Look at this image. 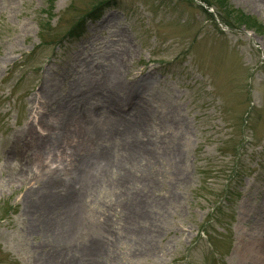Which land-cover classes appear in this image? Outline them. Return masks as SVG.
I'll return each mask as SVG.
<instances>
[{
	"label": "rangeland",
	"instance_id": "rangeland-1",
	"mask_svg": "<svg viewBox=\"0 0 264 264\" xmlns=\"http://www.w3.org/2000/svg\"><path fill=\"white\" fill-rule=\"evenodd\" d=\"M105 151L132 175L106 167L121 190L83 201L106 236L38 229L59 218L47 179L77 189ZM81 244L107 264H264V0H0V264H78Z\"/></svg>",
	"mask_w": 264,
	"mask_h": 264
},
{
	"label": "bare ground",
	"instance_id": "bare-ground-1",
	"mask_svg": "<svg viewBox=\"0 0 264 264\" xmlns=\"http://www.w3.org/2000/svg\"><path fill=\"white\" fill-rule=\"evenodd\" d=\"M118 88L125 89L127 88L124 86V84L120 83V86ZM62 106V105H61ZM72 104L67 103L64 104L62 107L64 110H67L68 112H73V108H71ZM62 110V112L64 111ZM106 119H111L110 116L105 115ZM142 122L146 123V119L142 118ZM143 125V124H142ZM104 131L103 127L99 128L97 135L100 136L102 132ZM131 131V129H130ZM147 142V140H146ZM145 141L137 143L133 148L131 153L128 157L131 159V163H137L139 162V157L137 158L138 151L143 152V157L149 158L151 157V148L147 149L148 143ZM47 149V146H41L38 152H36V161H38L39 164H43L46 160H44L46 154L45 151ZM145 159V158H144ZM95 163L89 166V170L81 175V181L78 186L79 188L73 187V183H71L68 180H65L63 178L58 177H52L47 179L45 186L43 190L41 191L42 198L47 199V204H45L46 211L51 214H59L58 216L53 219V222L46 221L42 218L40 220V224L38 225V229L40 230H49L50 232H53L56 234L58 232V229L61 227L62 224L66 226L68 229H66V232L62 233V236L64 239H68V244H74L76 243L80 237L75 236V229L79 227V225L84 226V234L93 235L98 237L106 236V232L104 230V224L102 222H97L93 224L86 223L83 216V207L84 203L83 201L88 198L92 193L101 186H106L107 183H112L114 186L117 187L118 190H121L122 188V180H128L132 178L131 172L127 168H123L119 166V162L112 159V154L109 151H105L102 153L99 158L95 159ZM115 165L116 169L119 170V174L121 175V181L118 180L119 177L110 179L103 175V171L106 167H111ZM118 166V167H117ZM98 170H96V169ZM115 183V184H114ZM52 190V191H51ZM61 190L64 192V194L61 196L58 194V191ZM142 192H135L136 195H133L129 205L131 206H140L141 203H151L153 200L150 198L149 190L148 192L145 191ZM28 197V194L26 198ZM45 203V200H44ZM125 205V204H124ZM124 205H120L119 207H123ZM131 210V208H130ZM62 223V224H61ZM83 229V227H82ZM108 236V235H107ZM83 240V238H82ZM82 250V257L78 260V264H107L106 258L103 256V252L100 249V247L96 246L95 251L96 252H90L88 247L81 244ZM84 248V249H83ZM88 248V249H87ZM57 251H54V253L47 256L48 260H52V257ZM82 259V260H81Z\"/></svg>",
	"mask_w": 264,
	"mask_h": 264
}]
</instances>
